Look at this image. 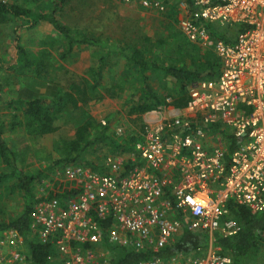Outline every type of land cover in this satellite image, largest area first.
I'll return each instance as SVG.
<instances>
[{
	"label": "built area",
	"instance_id": "built-area-1",
	"mask_svg": "<svg viewBox=\"0 0 264 264\" xmlns=\"http://www.w3.org/2000/svg\"><path fill=\"white\" fill-rule=\"evenodd\" d=\"M121 1L161 13L169 2ZM190 2H178L179 29L212 49L218 77L193 82L182 107L167 99L148 111L143 129L125 135L135 138L133 152L107 155L103 171L63 167L58 178L78 181L79 192L64 207L48 200L31 212L32 232L54 248L48 261L99 264L96 246L159 249L184 229L207 235V245L139 264H232L216 240L240 230L228 202L252 214L264 211V0ZM209 25L242 28L226 41ZM214 126L236 140L226 161L221 141L206 142ZM109 218V225L100 221ZM22 239L12 229L0 232V264H31Z\"/></svg>",
	"mask_w": 264,
	"mask_h": 264
},
{
	"label": "trees",
	"instance_id": "trees-1",
	"mask_svg": "<svg viewBox=\"0 0 264 264\" xmlns=\"http://www.w3.org/2000/svg\"><path fill=\"white\" fill-rule=\"evenodd\" d=\"M67 0L52 1L48 11L43 9L44 0H20L8 2L0 0V24H13V33H16L17 22L24 27H32L39 21L48 22L53 28V40L58 41L64 51L60 52L62 59L68 63L73 44L78 45V50L88 49L91 59H96L97 64H90L84 78L68 84L63 94L54 97H36L33 99H22L20 102L21 111L11 116L8 125L0 120V188L10 186L23 195V208L15 215L4 213L0 206V232L14 230L25 239L29 245L31 264H57L47 260L49 254L56 256L54 248L49 243H43L38 238L37 230L32 232L31 212L34 205L48 200H55L61 207L80 190L78 181H64L63 179L51 178V184L45 188L43 193H35V185L41 183L49 172L54 168H61L70 164L84 163L93 170L103 171L104 169L95 166L87 159L86 154L90 149L100 145H107L108 153L120 155L134 150V137H116L115 129L110 125L116 115L106 119L105 124L95 121L84 108L90 100H99L104 97L119 98L124 92H128L125 100L128 115H135L136 119L152 109L167 104V98L177 107H182L188 100L189 86L199 80L215 79L220 72V61L209 49L195 47L193 51V62L188 66L179 56L177 60L162 58L161 53H150V49L144 46H137L128 42L110 41L107 38H100L96 31L80 32L75 27H70L61 20L63 8ZM191 5L190 0H186ZM172 8L170 16L173 17ZM213 34L220 35L226 41L234 37V34L241 30V25L217 27L209 25ZM234 29V34L227 39L226 31ZM18 36V35H17ZM16 40L15 62L6 66L0 57V71L5 68H16L25 59L26 50ZM162 42V40L160 41ZM159 47V46H158ZM86 51V50H85ZM122 56V64L116 66V57ZM24 58V59H23ZM184 60V59H183ZM35 64L34 59L26 63ZM37 60V74L45 76L44 69ZM116 67V82H110V86L104 82V73L108 69ZM161 73L169 79L172 92L155 90L150 80V75ZM122 81V82H121ZM126 84V85H125ZM8 106V103H6ZM68 112L74 125L75 135L63 143L60 158L42 168L34 169L33 172H26L19 168L17 154L8 148L2 137L4 130H13L23 125L30 136H41L53 132L58 127V117ZM142 125V124H141ZM143 129V126L140 127ZM213 131L220 133L228 143V152L224 155L227 160L228 153L236 146V140L231 134L218 130L217 126L212 127ZM21 163V161H19ZM7 170V171H6ZM229 215L235 218L240 230L233 236L222 237L216 234L217 244L221 246V252L232 258V264H254L257 257L264 253V211L251 214L248 208L240 206L232 201L228 202ZM106 225L113 222L112 219L100 220ZM27 245V246H28ZM207 245V235L194 234L182 230L178 240H174L159 249H128L125 246L111 248L110 264H139V262L154 257H167L173 253L183 251L190 252L198 247Z\"/></svg>",
	"mask_w": 264,
	"mask_h": 264
},
{
	"label": "rangeland",
	"instance_id": "rangeland-1",
	"mask_svg": "<svg viewBox=\"0 0 264 264\" xmlns=\"http://www.w3.org/2000/svg\"><path fill=\"white\" fill-rule=\"evenodd\" d=\"M8 2L12 1H20V0H6ZM52 1L55 0H44L43 9L48 11L51 7ZM171 3H174V0H169ZM178 10V9H177ZM172 8H170L167 17L160 16L159 14L155 13V11H148L143 10L139 6L124 3L121 0H67L66 4L63 8L61 20L69 25L70 27H75L80 32H89L94 29L96 31V35H99L100 38H107L110 41H122L128 42L130 44H135L137 46H144L150 49V53H161L162 58L168 57V60H177L179 56L183 59L182 61L185 62L188 66L192 65L193 62V51L195 47H200L202 49H209L212 53V49L210 47H205L202 45H197L192 43L188 40L185 34L179 29L177 21L173 20L170 16ZM179 16V15H178ZM166 18V19H164ZM17 28L15 29L16 32L20 30L19 35L13 33V24H0V37L5 36L8 37L12 35L13 38L15 36L19 37L18 43L25 38L24 42L25 45L23 48L26 50L25 61L28 62L29 59H34L35 64H29L28 66H33L32 70L35 74V70L37 66V60L44 62V69H48L49 73L47 77H51L52 75H56V70L60 71V78L62 67L65 66L69 68L70 76H77V78L86 75V71L90 64H97L96 59H91L90 51L88 49L78 50V45L73 44V50L68 56L70 57L69 62L66 63L65 59H62L60 56V52L64 51L63 48H58L60 43L58 41L53 40V28L52 26L46 21H39L36 25L32 27H26L27 33L26 36L23 32H21L22 26L19 21L17 22ZM234 29L231 28L230 30L226 31L227 39L230 38L234 34ZM235 35V34H234ZM35 38V39H34ZM187 38V40L185 39ZM37 41H34L36 40ZM162 40V42H160ZM159 46V47H158ZM85 51V52H83ZM116 66L121 65L122 63V56H117L116 59ZM35 65V66H34ZM20 67L14 68L12 71H19ZM1 73H5L2 75L0 79V87L1 83L7 84L9 86L10 78L7 71H0ZM32 73V72H31ZM120 75V74H117ZM116 75V67L113 69H108L104 73V83L109 85L112 82H116L117 80ZM31 79L30 74L26 73L23 74V82L27 81V78ZM44 77V76H43ZM151 85L155 90L160 92L162 91H170L171 84L169 79L166 78L165 75L161 73H155L150 75ZM111 82V83H110ZM122 82V81H121ZM126 85V84H125ZM173 93V92H172ZM128 92H124L119 98H108L107 102L111 105L112 108H115L117 111L116 120H113L110 125L117 130L118 128L121 129V135L123 137L128 133H133L134 128H137L141 121L143 122L144 116H140V120L136 119V116L128 115L126 109L125 100L128 98ZM167 99H170L169 97ZM101 100H90L91 106L90 109L96 110L97 107L101 109L104 113H100L99 111L97 114H91L93 118L96 119L100 123L101 118L106 117L109 114H112L113 110L109 112V109H103V101ZM111 100V101H110ZM167 101V100H166ZM171 101V99H170ZM88 102V103H89ZM88 103H86V107L89 110ZM109 105H106L108 107ZM3 107H0V111ZM114 111V112H115ZM108 112V113H106ZM100 113V114H99ZM147 113V112H146ZM17 114V113H16ZM145 114V113H144ZM66 112L59 116V128L58 130L53 133L49 134L48 136L40 137L42 143L44 144L42 150L37 153V155H41L42 158L47 156H53L54 154L50 151V149L54 142L58 139H66L68 137L73 136L74 127L72 122H67L68 118H65ZM11 119V114H1L0 113V120L5 123V125L9 124ZM101 119V120H99ZM102 124V123H101ZM21 126V125H19ZM139 129V128H138ZM136 129V130H138ZM9 130V129H7ZM114 130V131H115ZM135 130V131H136ZM134 131V132H135ZM114 135L118 138L116 133ZM13 145H15L19 154L23 157L21 163L17 161V165L19 164V168L26 172H33L34 169L41 168L42 164H40V159L33 161L31 159V152L30 151H22L20 147H27L30 144V141L24 136H14L11 137ZM30 139L33 142L37 141V137L30 136ZM20 146V147H19ZM49 148V149H48ZM104 152L109 155L108 147H105ZM88 154L90 160H100L103 163L102 151L99 148L92 149ZM105 154V155H106ZM106 155V156H107ZM111 155V154H110ZM18 157V156H17ZM38 163V164H37ZM84 165V164H81ZM101 165V164H100ZM37 167V168H36ZM7 171V170H6ZM58 175V174H57ZM45 178V177H44ZM43 179V178H42ZM47 183V181L45 180ZM4 184L0 188V206L3 208L4 213L6 216L8 215H15L23 208V195L20 194L17 190H12L10 186L5 188ZM50 185V184H49ZM48 185V186H49ZM42 185L37 183L35 185V193H40L39 188L42 189ZM43 193V192H41ZM37 205V204H35ZM34 205V206H35ZM180 236V232L175 235L174 240H178ZM122 245H110L104 243L103 245L96 246V251L101 254V257L98 258L99 264H110V256H112L111 248L121 247ZM126 247V246H125ZM128 248V247H127ZM131 249V248H128ZM189 254V253H186ZM254 264H264V253L260 254L257 257V260L254 261Z\"/></svg>",
	"mask_w": 264,
	"mask_h": 264
},
{
	"label": "crops",
	"instance_id": "crops-1",
	"mask_svg": "<svg viewBox=\"0 0 264 264\" xmlns=\"http://www.w3.org/2000/svg\"><path fill=\"white\" fill-rule=\"evenodd\" d=\"M179 1H185L186 2V0H174L173 1L176 4V7H175L176 10H174L172 12L173 13V17L172 18L175 21H177V16L180 14V10L178 9V2ZM174 3H171V1L167 2L168 8H166L165 11L162 12V13L160 11H155V10H148V11H155V13L159 14L160 16L167 17V14L169 13V10H170V6L173 5ZM164 19H166V18H164ZM177 23H178V21H177ZM21 29H23V30H21V32H23L25 34V36H26L27 28L26 27H21ZM19 32H20V30L17 31L16 33L19 35ZM185 39L187 40V38H185ZM24 40H25V38H23V40L20 41L21 42L20 44L22 46L25 45ZM34 41H37V39L34 40ZM15 45H16V40H15V38L12 37V35H9L8 37H5V36L0 37V57L2 58V61L6 63V66H8L9 64H12V63L15 62V59H16V48H15ZM83 52H85V51H83ZM22 61H23L22 64H18L17 65V67H20L19 71H15L13 73L12 70L14 68H5V69L2 70L4 72L5 71L8 72V75H9V78H10V82H9V86L7 84L1 83V87H0V107H3L2 110L0 111L1 114L10 113L11 116H12L14 113H19L21 111V109H20L21 107L20 106L22 105L20 100H22V99H33V98H36L37 96L38 97H49L50 98V97L61 95L66 90V88H67L69 83H71L73 81H78L81 78V77L77 78V76H74V77L70 76L69 68H66L65 66L62 67V70H61V76L62 77L61 78H60V71L58 72V69L56 70L57 71L56 75H52L51 77H47L49 71H48V69H46L47 73L43 77V76L37 74V66L34 65L36 67L35 74H34L33 70H32L33 66H27L26 65L27 62L25 61V59L22 60ZM40 63H41V65L44 64V62H41V61H40ZM26 73L30 74L31 79H29V77L25 76V78H27V81L23 82V79H22L23 78V74H26ZM3 74H5V73H1L0 74V79H1ZM108 98L109 97L101 98V99H104V100H102L103 101L102 108L105 109V110L109 109L110 110L109 112H111V110H113L112 114H109V115H107L104 118H101L105 122H106L107 118H110L111 115H113V114L116 115L115 113L117 112V111H115V108H112L111 105L107 102ZM101 99H99V100H101ZM6 103H8V106L6 105ZM86 105L87 104L84 105L85 106L84 108L88 111L89 114L91 113V114H97L98 115V113H97L98 111L100 113H104L98 107H97L96 110L92 111L90 109V106L92 105L91 102L88 103L89 110L86 107ZM106 105H109V106L106 107ZM106 113H108V112H106ZM132 116H135V115H132ZM141 116L147 117L148 116V112H147V114L145 113V114H142ZM65 118H68L65 121L70 122L71 117H70L68 112H66ZM93 119L96 121L95 118H93ZM101 119H99V120H101ZM114 120H116V119H114ZM137 120H140V119H137ZM112 121H111V123H112ZM71 122H72V125L74 127L73 136L68 137L66 139H61V140L58 139V140H56L54 142V145L50 148V149H52L50 151L54 155L53 156L45 155V158H42L41 155H37V153H39L42 150L43 146H44V144L42 143V140L40 139V137L48 136L49 134L55 133L58 130L59 126H60L59 121H58V127H57V129L55 131L50 132V133H45V134H43L41 136H38V137L36 136L37 137V141L36 142H33L30 139V135L26 132V130H25L23 125L18 126L15 129H13V130H4V132L2 133V137L5 140L6 145L8 146V148L13 150L16 154H19L17 149H16V147H15V145H13V143L10 142V141H12L11 137H14V136L15 137L16 136L24 137L25 136L30 141V144L27 147H23V146L22 147L19 146V147L21 148L22 151H30L31 152L30 156H31V159L33 161H35L36 159L38 161V159H40L39 163L42 164V167H43V166H46V164L52 163L56 159L60 158V156L62 154L61 150H62L63 143L74 138L75 129H76L77 126L74 125L72 120H71ZM141 124H142V121L138 125H136L137 128H134L133 132L136 129L140 128ZM210 133L211 132H209L206 135V142L208 144L212 145L214 143H217V140L221 141L222 147L224 148L225 153H227L228 152V147H227L228 143L225 141V138H222L220 133H217V132L213 131V136H210ZM126 137H128V136H124L123 138H126ZM105 147H107V145H100V146L96 147V148H99L100 151H102V154H103L102 156H104L102 158L103 159V163H101L102 161H100V160H90L89 159L88 154H90L89 152L92 149H90L88 151V153L86 154L87 159H89L92 162L93 165L98 166V168H99V166H101L104 169V161H105V157L107 155L104 152V150H103ZM229 153H228V155H229ZM17 156H18L19 161H22V159H23V157H21L22 155H17ZM79 164H80V166H88V167H90L89 165L84 164V163H79ZM81 164H84V165H81ZM76 165H78V164H76ZM62 169H63V167H62ZM62 169L59 168V167L58 168L56 167V168H54L53 172H49L45 176V178L42 179L40 184L42 185L41 187H42L43 190H41V188H39L40 193L41 192H45V188L49 184H51V178L57 179L59 177V172L62 171ZM45 180L47 181V183L45 182ZM240 206H244V205H240ZM30 235L32 237V231H31ZM22 244H24V248L26 247V249H27V247H29V245L25 243V239L24 238L22 239ZM27 251H29V248L27 249Z\"/></svg>",
	"mask_w": 264,
	"mask_h": 264
}]
</instances>
